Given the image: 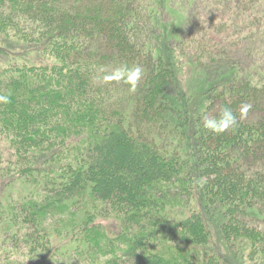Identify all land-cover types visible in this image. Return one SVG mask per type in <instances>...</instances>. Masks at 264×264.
<instances>
[{"label": "trees", "instance_id": "obj_1", "mask_svg": "<svg viewBox=\"0 0 264 264\" xmlns=\"http://www.w3.org/2000/svg\"><path fill=\"white\" fill-rule=\"evenodd\" d=\"M182 5L169 35L166 0H0V133L30 186L0 203V264H264V0Z\"/></svg>", "mask_w": 264, "mask_h": 264}, {"label": "rangeland", "instance_id": "obj_2", "mask_svg": "<svg viewBox=\"0 0 264 264\" xmlns=\"http://www.w3.org/2000/svg\"><path fill=\"white\" fill-rule=\"evenodd\" d=\"M166 2L170 6V10L172 11V13L169 16L168 21L166 23L168 26L167 32L169 35L170 34L174 35L173 32H175L176 29L180 27V24L183 23L184 16L181 14L182 10L180 9L183 6L182 5L183 0H166ZM191 5H192V3H191ZM187 6H188V3H187ZM202 7L203 6L199 4V8L203 9ZM200 12H202V17H203L205 11H200ZM250 15H251V12H250L249 8L242 10L240 13V16L242 18L248 17ZM186 16L187 15L185 14V17ZM224 17L227 19L228 15H226ZM209 18H210V16H209ZM225 20H223L222 23H225ZM203 21H205L204 17H203ZM252 22H254V21H252ZM239 25H242V26H245L248 28H252V27L256 26V24L255 25L251 24V22H249V24L239 23ZM180 29H181V27H180ZM262 29H264V27ZM225 30H228V26H226ZM230 30L231 29H229L228 32L224 34L223 39H225V37L228 38L232 34L233 35L237 34V33H234V31H232V30L230 31ZM255 30H257V29H255ZM179 32H180V30H179ZM178 34H175V36H180ZM1 39L3 40V38H0V41H2ZM13 42L15 43L14 47H16L18 42L15 41L14 39H8L7 41L5 40L2 44L4 45L6 43V45L8 47H11L13 45ZM263 46H264V43L259 44V42H258L257 46L255 47V52H257V54H259V52H263L262 51L264 49ZM183 50H184V48H183ZM13 51L14 52H8V54L11 55V57L16 61L19 58V56L23 54V52H21L22 50L19 49V45L17 48H14ZM25 54H27V56L31 55L28 52ZM0 58H2L1 54H0ZM29 58L31 61H36V59H37L36 57H29ZM256 61L260 62L261 60L259 59V57L256 56ZM0 62H1L0 64H7L8 63L7 61L4 62L1 59H0ZM10 147H11L10 141L5 136H3L2 133H0V203H4V204H6V202H8V200L11 197H16L17 195L25 196V195L30 193V186L26 185L25 181L20 179L21 178L20 176H22V175L18 174L17 168H20L21 164H20V161L14 155L15 152H13ZM102 222L105 225L106 230H109L112 235H116V233L120 232V230H121V223L115 217L111 216L108 218H103ZM212 228L215 232V236L217 237V239H219V237L217 235L216 227L212 225ZM55 238H57V237H55ZM61 242H62V239H61ZM216 243H217L216 238L214 237L212 244L215 247L217 246ZM218 243H220V240H218ZM10 246H12V245H10ZM7 248H10V247L8 246ZM21 248H20V250H21L20 251L21 252L20 258H15L19 261V263H16V264H24L23 262H25L27 264H31L32 262H30L28 260V258L30 256L29 255L30 251L25 246H22ZM221 252L224 254L225 258L229 259L228 260L229 264H250L249 263L250 261H248L245 257H243L239 254L236 257H233L231 254L229 255L227 253V251H225L224 247L221 248ZM22 254L29 255V256H25V258H27L28 262L25 261L26 259H24ZM77 263H79V264L85 263L84 256H80ZM11 264H15V263L12 262Z\"/></svg>", "mask_w": 264, "mask_h": 264}, {"label": "clouds", "instance_id": "obj_3", "mask_svg": "<svg viewBox=\"0 0 264 264\" xmlns=\"http://www.w3.org/2000/svg\"><path fill=\"white\" fill-rule=\"evenodd\" d=\"M139 71H140L139 69H136L135 73L138 74ZM0 101L7 103L9 102V97L0 96ZM249 107H250L249 105H245L242 108L241 118H243V116L246 115ZM203 121H204L205 127L213 132H224L228 130L229 128L235 127L238 124L236 115L229 108H225L222 111L219 119H209L208 117L205 116L203 118Z\"/></svg>", "mask_w": 264, "mask_h": 264}]
</instances>
